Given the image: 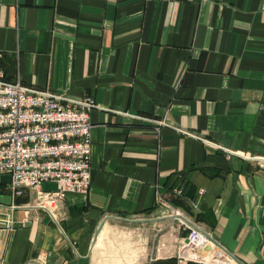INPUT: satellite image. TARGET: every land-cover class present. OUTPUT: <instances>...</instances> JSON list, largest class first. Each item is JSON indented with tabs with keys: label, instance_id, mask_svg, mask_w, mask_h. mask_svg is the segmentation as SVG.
Instances as JSON below:
<instances>
[{
	"label": "crops",
	"instance_id": "1",
	"mask_svg": "<svg viewBox=\"0 0 264 264\" xmlns=\"http://www.w3.org/2000/svg\"><path fill=\"white\" fill-rule=\"evenodd\" d=\"M0 77L97 105L88 191L51 214L0 173L1 264H90L116 219L173 232L149 264H211L176 255V186L229 262L264 264V0H0Z\"/></svg>",
	"mask_w": 264,
	"mask_h": 264
},
{
	"label": "built area",
	"instance_id": "2",
	"mask_svg": "<svg viewBox=\"0 0 264 264\" xmlns=\"http://www.w3.org/2000/svg\"><path fill=\"white\" fill-rule=\"evenodd\" d=\"M96 106L89 96L70 97L0 77V173L10 176L15 195L32 192L33 200L26 207L54 214L68 193L88 191L92 147L89 112ZM47 181L53 182L54 188L44 189L42 184ZM182 191L181 187L173 188L175 195ZM164 207L168 211L165 216L186 232L188 241L182 238V249L188 250L191 259L215 263L198 254L207 242L219 253L231 256L188 212L168 201ZM3 223L13 228L10 217ZM178 257L180 262L187 259L180 252Z\"/></svg>",
	"mask_w": 264,
	"mask_h": 264
},
{
	"label": "rangeland",
	"instance_id": "3",
	"mask_svg": "<svg viewBox=\"0 0 264 264\" xmlns=\"http://www.w3.org/2000/svg\"><path fill=\"white\" fill-rule=\"evenodd\" d=\"M152 220L135 221V220H111L101 225L96 231L91 249L90 264H149L150 254L152 249L153 236L155 235L154 243L158 241V254L162 253L166 249L164 245L162 249L161 238L163 234L171 237L170 244L171 249L175 241L173 240L174 234L171 231H167V228L161 230L157 235ZM157 226H155L156 228ZM170 230V229H169ZM181 241L176 242V255L182 254L187 259H182L180 263H183L190 258L188 250L184 252L182 249ZM210 242L205 244V249H200L198 254L206 257V249L210 245ZM156 248L154 251L156 252ZM166 251V250H165ZM184 252V254H183ZM154 257V256H153ZM209 259V258H206ZM214 262V261H213ZM216 264H235L233 262L215 261ZM212 263L211 264H215Z\"/></svg>",
	"mask_w": 264,
	"mask_h": 264
},
{
	"label": "bare ground",
	"instance_id": "4",
	"mask_svg": "<svg viewBox=\"0 0 264 264\" xmlns=\"http://www.w3.org/2000/svg\"><path fill=\"white\" fill-rule=\"evenodd\" d=\"M206 258H209L213 260L214 262L215 261H218V262L221 261L222 263L229 262V261L234 262V259L232 258V256L228 255L227 253L226 254L219 253L212 243L206 249V257L204 259Z\"/></svg>",
	"mask_w": 264,
	"mask_h": 264
},
{
	"label": "trees",
	"instance_id": "5",
	"mask_svg": "<svg viewBox=\"0 0 264 264\" xmlns=\"http://www.w3.org/2000/svg\"><path fill=\"white\" fill-rule=\"evenodd\" d=\"M176 183L172 184L171 186H169V188L171 189L173 186H175ZM178 187V186H176ZM175 188V187H173ZM173 188L171 189L173 192ZM182 194L181 195H175L171 201L174 205L179 206L180 208H182L183 210H185L186 212L189 213L190 209L187 205V200L189 199L188 195H190V192L188 193V191L185 188H182ZM185 190V191H184ZM190 198L193 199V196L190 195Z\"/></svg>",
	"mask_w": 264,
	"mask_h": 264
},
{
	"label": "water",
	"instance_id": "6",
	"mask_svg": "<svg viewBox=\"0 0 264 264\" xmlns=\"http://www.w3.org/2000/svg\"><path fill=\"white\" fill-rule=\"evenodd\" d=\"M184 240H185V242H187V241H188V239H187V238H184Z\"/></svg>",
	"mask_w": 264,
	"mask_h": 264
}]
</instances>
